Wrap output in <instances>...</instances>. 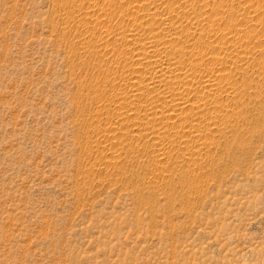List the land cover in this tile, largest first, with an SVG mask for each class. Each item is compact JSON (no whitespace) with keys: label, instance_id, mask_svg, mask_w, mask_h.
Returning <instances> with one entry per match:
<instances>
[{"label":"rangeland","instance_id":"rangeland-1","mask_svg":"<svg viewBox=\"0 0 264 264\" xmlns=\"http://www.w3.org/2000/svg\"><path fill=\"white\" fill-rule=\"evenodd\" d=\"M152 1L0 0V264H264V66L249 71L257 82L239 79L247 90L238 117L201 121L216 130L195 140L190 176L138 148L146 137L122 145L114 129L122 100L152 102L160 81L182 84L190 60L224 53L198 45L202 34L259 31L254 56L264 62V4L248 21L250 0H164L150 17ZM202 3L199 15L193 7ZM173 7L203 24L171 47L172 36L191 30L163 29ZM154 31L158 42L148 41ZM151 48L169 54L165 65L186 50L185 66L128 94L136 78L151 85L143 72L124 76ZM151 106L122 117L141 115V128L165 123V114L148 121ZM193 110L173 109L181 114L170 138L184 137ZM165 155L181 157L174 147Z\"/></svg>","mask_w":264,"mask_h":264},{"label":"bare ground","instance_id":"bare-ground-1","mask_svg":"<svg viewBox=\"0 0 264 264\" xmlns=\"http://www.w3.org/2000/svg\"><path fill=\"white\" fill-rule=\"evenodd\" d=\"M179 1L181 0H174V2ZM163 2L164 0L152 1L149 5L150 17L157 15ZM244 2L245 0H234L233 4L236 7L241 6ZM260 2L264 4V0H250V5H248V7L249 9L253 8V12L248 13V21L256 19L259 15L260 12L258 11L257 3ZM193 8L196 9L199 15L207 11L204 3ZM218 11L222 10L218 9ZM163 22L165 23L163 29L166 30L180 29L185 24L189 25L191 29L182 34V36H172L169 42L171 47H173L175 42L182 41L184 38L192 39L194 37V30L203 24L201 19L193 15L180 19L177 7H173L165 13ZM259 33V31L252 34L241 32L232 33L231 30L226 28H218L215 32L209 34V39L205 40V35L203 34L195 38L194 41L198 45L205 43L206 46L209 47V53L214 52L215 49V51H224V53L215 60H212L210 56L206 55H201L190 60V67L184 75L181 85L171 84V82L168 81L162 82L158 77L162 73L173 75L179 72L185 66V59L183 58L187 54V51L185 50L184 53L177 58L173 57V59L165 65L164 62L169 59V54L159 49L156 50L155 48L148 50L144 55L145 60L142 61L141 64L129 66L126 71H124V76L132 77L138 72H143L147 76L151 75L150 77L153 81L150 85L149 82H144V79L136 78L133 80L131 84L132 87L129 88L127 93L131 94L137 90L151 89L152 85L157 83L158 80L160 81L159 86L163 89V93L158 96V98L148 103L144 101L136 102L134 100H122V102L118 104L116 107L118 120L114 129L120 131L123 136H125L119 140V143L122 145L126 144L127 136L131 138H135L136 136L146 137L145 141L140 143L138 148L143 147L146 151H157L159 154L158 162L162 163L165 169L175 168L178 173L182 172L184 174V172H186L188 176H190V172L196 169H194V167L187 169L186 164L189 163L192 154L200 148L195 140L203 135L209 136L216 130V126L212 124L202 127L200 125L201 121L205 118H209L212 119V123H217L228 115L231 117L233 115L238 117L239 115L235 112V108L244 100L247 90V86H241L239 79H242L246 84L257 82V77L254 75V72L249 71L256 68L255 66L257 65L264 66L263 59H257L254 56L256 48L260 47ZM160 38L161 35L159 31L151 32V34L148 35V41L150 42H158ZM222 38H225V40L221 42L220 39ZM92 45L96 47L97 41H93ZM229 59L233 60L235 63L227 65L226 61ZM245 68L247 69L245 70ZM199 83L204 85L199 87ZM214 96L218 98L212 99ZM151 103L153 110L151 114L148 115V121L155 122L158 120V117L165 114L167 117L165 123L151 124L150 126L141 128V126H139L142 124L141 115L130 114L125 118L122 117L125 108L133 109L140 106L145 109L148 108V104ZM189 103L194 105L191 116L193 122L190 129L184 137L180 139L170 138L167 131L170 125L178 119L173 117L180 116L181 114L180 112L174 114L173 109L178 105H186ZM210 106L213 107V110L208 116L207 108ZM206 142V140L202 141L203 144H209ZM173 147L180 151L181 154V157L179 155V158L176 160L168 158L165 155L168 149ZM108 148L111 151L118 149L117 146L113 144L109 145ZM116 164L117 166L121 165L122 160H117ZM163 179H173V177L167 175L164 176Z\"/></svg>","mask_w":264,"mask_h":264}]
</instances>
